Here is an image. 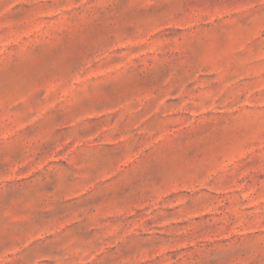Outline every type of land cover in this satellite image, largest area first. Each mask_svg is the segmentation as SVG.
<instances>
[{
  "label": "rangeland",
  "instance_id": "obj_1",
  "mask_svg": "<svg viewBox=\"0 0 264 264\" xmlns=\"http://www.w3.org/2000/svg\"><path fill=\"white\" fill-rule=\"evenodd\" d=\"M0 264H264V0H0Z\"/></svg>",
  "mask_w": 264,
  "mask_h": 264
}]
</instances>
